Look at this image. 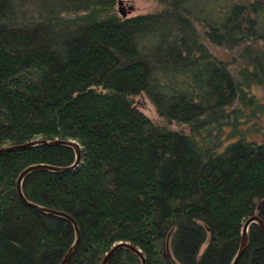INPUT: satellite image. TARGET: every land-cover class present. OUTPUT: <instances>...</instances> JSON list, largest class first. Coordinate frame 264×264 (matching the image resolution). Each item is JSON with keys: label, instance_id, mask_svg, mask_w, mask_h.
Returning <instances> with one entry per match:
<instances>
[{"label": "trees", "instance_id": "obj_1", "mask_svg": "<svg viewBox=\"0 0 264 264\" xmlns=\"http://www.w3.org/2000/svg\"><path fill=\"white\" fill-rule=\"evenodd\" d=\"M153 1L125 18L119 0H0V149L79 146L73 169L20 184L75 223L66 264L117 243L144 264H231L244 221L264 225V0ZM73 161L64 146L0 154V264H60L73 227L16 183ZM107 264L141 263L118 249ZM236 264H264L257 225Z\"/></svg>", "mask_w": 264, "mask_h": 264}, {"label": "water", "instance_id": "obj_2", "mask_svg": "<svg viewBox=\"0 0 264 264\" xmlns=\"http://www.w3.org/2000/svg\"><path fill=\"white\" fill-rule=\"evenodd\" d=\"M121 4V1L119 0L118 2V6ZM120 15L122 17L125 16V14L121 11H119ZM37 144H41V145H46V146H64V147H68L70 149L73 150L74 152V161L73 164L68 166V167H63V168H57V167H52V166H47V165H36V166H31L29 168H27L26 170H24L18 177L17 179V183H16V188H17V192L19 197L22 199V201L25 203L26 206L40 212L43 214H47V215H53V216H59L64 218L65 220H67L71 226L73 227V231H74V235H75V241L73 243V245L70 247V249L67 251V253L64 255L63 259L61 260L60 264H66L76 246L77 243V239H78V230L77 227L75 225V223L73 222V220L71 218H69L68 216L64 215V214H60L57 213L55 211H51V210H47L44 208H40L36 205L30 204L28 202H25L21 196V192H20V184L22 179L29 174L30 172L33 171H48V172H66L69 171L71 169H73L74 167H76V165L79 162V146L73 142V141H51V142H46V141H34V142H30V143H26L22 146H13V147H7V148H1L0 149V154L4 153V152H8V151H12V150H17V149H22V148H26V147H30V146H34ZM264 204L263 202H260L256 209H259V207L261 205ZM251 224H255L257 225L259 231H260V235L262 237V241L264 243V225L262 223V221L256 217V216H252L248 219H246L244 221V223L242 224L241 230H240V242H239V246L237 249V253L233 259V261L231 262V264H236L238 258L240 257L241 253L243 252L245 246H246V241H247V230L249 225ZM118 249H127L130 252H132L134 255H136L138 257V259L140 260L141 264H144V259L140 253L139 250L129 246L126 243H117L116 245H114L103 257L102 261L100 264H107L109 258L114 254V252ZM167 258L169 259V254L168 251H165Z\"/></svg>", "mask_w": 264, "mask_h": 264}, {"label": "rangeland", "instance_id": "obj_3", "mask_svg": "<svg viewBox=\"0 0 264 264\" xmlns=\"http://www.w3.org/2000/svg\"><path fill=\"white\" fill-rule=\"evenodd\" d=\"M121 4L118 6L119 11L125 14V18L151 14L160 9V7L153 0H120ZM253 92L257 96H261V93L258 89L253 90ZM137 110L141 112L144 116H146L150 121L155 124L162 126L163 124L160 122V119L156 115V112L150 102L145 98L141 97L137 100L136 103ZM170 129L181 131L186 133V129L184 127L178 126H169Z\"/></svg>", "mask_w": 264, "mask_h": 264}]
</instances>
